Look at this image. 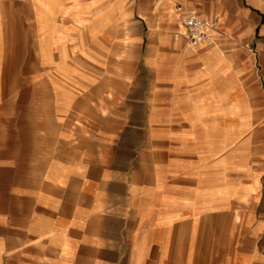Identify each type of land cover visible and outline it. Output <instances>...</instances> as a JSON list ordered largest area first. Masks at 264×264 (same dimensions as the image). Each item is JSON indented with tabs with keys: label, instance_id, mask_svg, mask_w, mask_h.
<instances>
[{
	"label": "crops",
	"instance_id": "0c3cea01",
	"mask_svg": "<svg viewBox=\"0 0 264 264\" xmlns=\"http://www.w3.org/2000/svg\"><path fill=\"white\" fill-rule=\"evenodd\" d=\"M148 2L166 31L145 41ZM229 29L264 51V0H0V75L25 76L0 104V264H264Z\"/></svg>",
	"mask_w": 264,
	"mask_h": 264
},
{
	"label": "rangeland",
	"instance_id": "374dc122",
	"mask_svg": "<svg viewBox=\"0 0 264 264\" xmlns=\"http://www.w3.org/2000/svg\"><path fill=\"white\" fill-rule=\"evenodd\" d=\"M152 5L156 3L148 2L146 14L143 15L144 22H148L142 27L145 41L153 35L163 34L166 31L162 27L164 20L162 3L156 7L154 13L149 7ZM176 20V16H173L172 21ZM175 29H170L169 33L173 34ZM239 30H227L224 39L227 40L225 44L227 46L229 42L234 41L235 48L231 49V52L226 50V54L230 52L231 69L232 60L235 59V70L233 69L231 75L227 74L226 82L221 84L225 89L222 91V99L226 101V113L228 114V109L231 108V113L236 116L238 138L235 148L238 161L249 168L252 179L259 186L261 174L264 171V51L256 43H247L245 30ZM218 34L217 29L215 36L217 37ZM145 41L142 44V50L147 46ZM24 77L0 75V104L6 99L21 97L19 91L6 90V88L7 84L18 88L19 83L25 82ZM229 101H231L230 106ZM253 189L259 195L260 188ZM250 200L246 199V201Z\"/></svg>",
	"mask_w": 264,
	"mask_h": 264
},
{
	"label": "built area",
	"instance_id": "2783aa9c",
	"mask_svg": "<svg viewBox=\"0 0 264 264\" xmlns=\"http://www.w3.org/2000/svg\"><path fill=\"white\" fill-rule=\"evenodd\" d=\"M184 25L188 35L190 46H198L208 41L210 34L217 25V19L213 22L199 16L194 12H189L184 17ZM176 35H179L178 32Z\"/></svg>",
	"mask_w": 264,
	"mask_h": 264
},
{
	"label": "bare ground",
	"instance_id": "6f19581e",
	"mask_svg": "<svg viewBox=\"0 0 264 264\" xmlns=\"http://www.w3.org/2000/svg\"><path fill=\"white\" fill-rule=\"evenodd\" d=\"M214 20H215V18L212 21H210V20L209 21L210 22H213ZM217 23H218V21H217ZM215 31H217L216 26H215L214 30L212 31V33L210 34L211 37H209V39H208L207 42H211L212 43L213 40H216L217 39V37L215 36Z\"/></svg>",
	"mask_w": 264,
	"mask_h": 264
}]
</instances>
